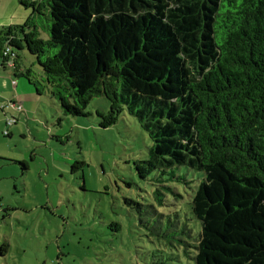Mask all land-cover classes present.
<instances>
[{
  "label": "trees",
  "instance_id": "obj_1",
  "mask_svg": "<svg viewBox=\"0 0 264 264\" xmlns=\"http://www.w3.org/2000/svg\"><path fill=\"white\" fill-rule=\"evenodd\" d=\"M20 3L33 16L1 33L2 70L4 47L15 71L27 50L64 118L92 117L98 97L110 102L96 110L101 129L134 117L152 141L142 179L204 175L191 202L202 226L195 264H264V0ZM79 159L72 176L87 166ZM164 197L153 193L160 206Z\"/></svg>",
  "mask_w": 264,
  "mask_h": 264
},
{
  "label": "rangeland",
  "instance_id": "obj_2",
  "mask_svg": "<svg viewBox=\"0 0 264 264\" xmlns=\"http://www.w3.org/2000/svg\"><path fill=\"white\" fill-rule=\"evenodd\" d=\"M32 16L20 0H0V35ZM18 55L23 75L6 73L32 98L19 126L5 128L13 136L0 135V264H195L202 226L191 202L204 175L176 168L142 179L137 165L152 141L139 122L125 113L101 129L103 97L92 100V117L64 118L36 59ZM77 158L87 166L72 176Z\"/></svg>",
  "mask_w": 264,
  "mask_h": 264
},
{
  "label": "crops",
  "instance_id": "obj_3",
  "mask_svg": "<svg viewBox=\"0 0 264 264\" xmlns=\"http://www.w3.org/2000/svg\"><path fill=\"white\" fill-rule=\"evenodd\" d=\"M8 69L9 68L2 70L1 59H0V135L5 133L6 131L5 128L7 127L6 120L9 116H11V113H12L11 108H9L8 105H5L6 102L10 100L19 99L21 101L20 103L23 105L24 112L26 113L25 108L28 107L29 100L32 98L31 94L23 89L20 81H15L14 79L10 78V75L6 73ZM21 75H23V70L20 68L19 64L17 63V71H15V77H19ZM27 76H29V74H27ZM10 94H14L15 96L14 98L16 99L10 98L9 97ZM23 114L18 115L17 124L15 125L16 127L19 126V123L21 119L23 118ZM27 116H28V113H27ZM12 136H13V133L12 131H10L9 137H12ZM0 157H4V156L0 155ZM10 211L11 209L9 208L8 212ZM9 247H10V244H9Z\"/></svg>",
  "mask_w": 264,
  "mask_h": 264
},
{
  "label": "built area",
  "instance_id": "obj_4",
  "mask_svg": "<svg viewBox=\"0 0 264 264\" xmlns=\"http://www.w3.org/2000/svg\"><path fill=\"white\" fill-rule=\"evenodd\" d=\"M2 56L4 59V65L9 69L16 68V56L13 53L12 49L8 46L3 48ZM9 108H11V116H9L6 120L7 127L11 128L14 127L17 124L18 115L24 111L23 105L21 103H17L16 101H10L8 102ZM8 128V129H9ZM5 136L10 135V131L6 130L4 133Z\"/></svg>",
  "mask_w": 264,
  "mask_h": 264
}]
</instances>
